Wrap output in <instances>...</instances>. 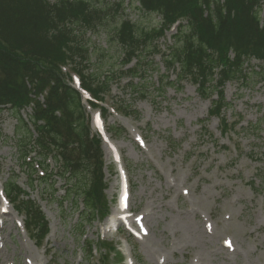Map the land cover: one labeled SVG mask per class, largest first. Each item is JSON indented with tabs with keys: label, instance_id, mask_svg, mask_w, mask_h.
I'll use <instances>...</instances> for the list:
<instances>
[{
	"label": "rangeland",
	"instance_id": "obj_1",
	"mask_svg": "<svg viewBox=\"0 0 264 264\" xmlns=\"http://www.w3.org/2000/svg\"><path fill=\"white\" fill-rule=\"evenodd\" d=\"M91 1L105 8L108 27L123 20L137 22L139 31L158 25V17L125 9V4L116 12L119 0ZM172 34L169 31L157 41L159 49L171 44ZM91 39L96 49L107 48L104 32ZM111 39V48L92 58L91 68L96 64L103 71L119 67V51ZM146 63H141L150 69L145 74L142 94L112 88L113 95L131 106L130 112H137L136 118L116 114L107 117L105 123L106 128L126 130V134L111 140L127 168L130 208L134 216L146 213L149 235L130 243L133 264H264V82L252 83V78L246 86L225 85L224 96L230 106L225 117L230 123L237 119L239 124L235 132L220 136L217 119L205 121V130L201 128L200 120L207 117L210 103L199 97L194 85L183 82L181 89L167 86L159 55L152 58L151 64ZM258 65L252 60L249 67L255 69ZM157 77L162 80L159 85ZM29 114L27 109L22 116L27 120ZM251 123L258 124L254 132L242 130ZM17 127L11 112L3 110L0 184L13 178L40 208L49 232L37 248L13 222L18 217L14 211L0 215V264H26L27 259L34 264H87L83 261L85 241H96L101 235L120 246L117 235H105L106 220L88 224L81 217L77 223L82 203L77 199L74 205L66 196L63 179L48 173L55 181L53 187L35 182L32 189L27 188V173L21 171L16 155L20 136L15 134ZM136 133L145 141L142 149L134 142ZM102 150L108 185L105 195L111 213L117 202L118 179L107 150ZM206 221L211 225L208 229ZM225 239L232 241L233 252L223 247Z\"/></svg>",
	"mask_w": 264,
	"mask_h": 264
},
{
	"label": "trees",
	"instance_id": "obj_2",
	"mask_svg": "<svg viewBox=\"0 0 264 264\" xmlns=\"http://www.w3.org/2000/svg\"><path fill=\"white\" fill-rule=\"evenodd\" d=\"M125 2H117L116 12L125 4V9L159 17L158 27L139 31L137 22L130 20L108 27L105 8L91 0H0V112L8 108L19 124L15 132L20 134L16 140L17 160L32 175L35 170L32 162L26 161L27 156L34 153L45 168V159L52 158L61 168L60 176L69 175L67 196L82 198L84 213L90 220L107 209L99 142L89 139L80 96L70 87L69 74L62 67L78 74L82 86L100 98L125 76L137 78L145 55L157 53L154 40L170 24L181 20L184 24L179 26L168 54L162 56L165 71L175 74L168 85L191 82L198 86L203 99L216 93L209 116L220 118L223 133L229 128L221 117L222 108L227 106L225 83L241 80L247 84L252 76L264 79V72L247 71L251 58L264 63V26L260 24L264 0ZM101 32L107 39V48L96 49L91 38ZM109 38L121 55V66L133 59L137 61L127 75L118 70L103 71L96 63L91 68L92 58L111 48ZM148 42L150 46L145 47ZM127 84L133 95L142 94L140 82ZM31 104L32 113L26 122L20 112ZM38 180L45 185L48 181L47 177ZM28 186L32 187V181ZM5 189L16 203L17 212L24 214L26 227L32 228V237L40 240L47 224L39 208L23 199L25 193L13 180ZM96 264H107L106 257Z\"/></svg>",
	"mask_w": 264,
	"mask_h": 264
},
{
	"label": "bare ground",
	"instance_id": "obj_3",
	"mask_svg": "<svg viewBox=\"0 0 264 264\" xmlns=\"http://www.w3.org/2000/svg\"><path fill=\"white\" fill-rule=\"evenodd\" d=\"M114 223V215H111L106 221V228H111Z\"/></svg>",
	"mask_w": 264,
	"mask_h": 264
},
{
	"label": "snow or ice",
	"instance_id": "obj_4",
	"mask_svg": "<svg viewBox=\"0 0 264 264\" xmlns=\"http://www.w3.org/2000/svg\"><path fill=\"white\" fill-rule=\"evenodd\" d=\"M229 243V246H230V242H228Z\"/></svg>",
	"mask_w": 264,
	"mask_h": 264
}]
</instances>
